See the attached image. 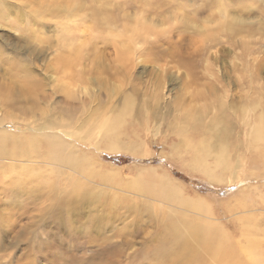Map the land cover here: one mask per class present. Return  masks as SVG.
I'll use <instances>...</instances> for the list:
<instances>
[{"label": "rangeland", "instance_id": "obj_1", "mask_svg": "<svg viewBox=\"0 0 264 264\" xmlns=\"http://www.w3.org/2000/svg\"><path fill=\"white\" fill-rule=\"evenodd\" d=\"M135 20L150 32L133 34ZM72 46L80 56L67 66L59 57ZM12 51L32 63L37 87L32 105L13 107L0 71V119L15 135L62 112L74 133L97 117L98 133L78 140L95 157L82 189L54 164L1 170L0 264H224L183 219L211 222L243 249L255 240L264 254V141L254 138L264 127V0H0V55ZM119 115L112 141L123 145L109 150L102 130ZM204 143L212 167L225 151L230 168L209 166L221 181L191 166ZM155 175L192 203L132 189L153 188Z\"/></svg>", "mask_w": 264, "mask_h": 264}, {"label": "bare ground", "instance_id": "obj_2", "mask_svg": "<svg viewBox=\"0 0 264 264\" xmlns=\"http://www.w3.org/2000/svg\"><path fill=\"white\" fill-rule=\"evenodd\" d=\"M43 9L44 7L42 6L41 10ZM95 10L97 11V8ZM97 13L99 12L97 11ZM229 23L228 30H234L232 21ZM135 24L131 27L133 34L137 35V31H143L142 34L145 35L150 32L149 28L145 30L144 26L138 20H135ZM24 49H27L30 55L36 54V49L28 42L24 43ZM70 51H73L74 55H60L59 57V60L67 66L71 65L80 56V51L75 46H72ZM10 54L11 56L0 55V71L3 75L9 76L7 80H10V86L4 97L5 102L13 107H21V102L32 105V92L37 88L33 79L34 69L31 67L32 63L28 60L18 58L13 51ZM191 70L188 69L186 72L189 74V72H192ZM2 101L4 100L0 99V103ZM94 112L96 114V109ZM43 116L45 115L43 114ZM3 117H8V114L4 113ZM67 117L68 119H64L63 112L61 116H55L54 113H51L46 119V125L37 124L30 126L28 132L26 131L28 126L25 125L21 128V134L19 135L13 133L14 127L17 126L15 123L10 120L0 119V159H10L6 166L0 164V174L4 168H24L29 171H34L40 168L42 164H54V167H58L60 177L64 178V183L67 187L82 189L85 185L84 180H90L88 164L90 162L94 164L95 157L94 155L90 157L86 153H79L80 149L77 146H81L80 144L83 142L78 140H87L88 137L85 134L89 136L94 132L95 134L98 133V130H96L98 118L94 117L91 119L92 115L87 117V125H83L78 133H74L70 130L69 115ZM189 123H191V120ZM120 124L121 116L119 115L113 117L111 120L109 119L105 127H103L102 143L104 147L107 144L108 148L105 147L106 149H120L123 145L118 141H112L116 134L119 133ZM186 124L187 120L184 121L185 126ZM10 127L13 128L11 129ZM183 131L180 128H176L173 132L180 134ZM254 138L264 141V127L262 125H258L255 128ZM66 141L72 142V145L67 144ZM95 146L100 147L101 145L96 144ZM41 147H44V150H41ZM211 152H213V149L207 143L200 145L194 155L191 166L203 173L209 180L221 181L222 176L213 172L210 169L212 167L211 164L206 161V158L211 156ZM213 159L215 161V166L212 167L213 170L217 165H221L223 169L230 168L223 147H219L218 151L213 155ZM16 162L21 163L15 164ZM98 173L99 171L96 170V175ZM2 178L7 179L4 175H2ZM153 178L155 180H152L153 188L144 189L138 184H132V189L139 193L149 195L150 197H155L158 200L164 199L165 201L163 203L170 202V204L175 206L186 207L192 203L193 198L182 196L181 186L173 180L163 175H155ZM203 201V199H199L197 203L201 204ZM144 209L146 211L149 210L148 207ZM165 218L166 215L164 213L158 215L160 221L165 220ZM183 221L187 223V228L199 239L201 244L219 261L224 262V264H264V254L258 248H254V245L256 246L255 240L250 239L245 249H243L238 242L232 241L225 232L215 228L211 222L197 221L191 223L189 219H183ZM168 241L175 242L176 240L173 237H169ZM242 253L246 256L245 261L241 258Z\"/></svg>", "mask_w": 264, "mask_h": 264}]
</instances>
